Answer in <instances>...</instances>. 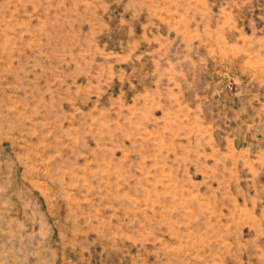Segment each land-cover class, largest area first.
Instances as JSON below:
<instances>
[{
  "label": "rangeland",
  "instance_id": "obj_1",
  "mask_svg": "<svg viewBox=\"0 0 264 264\" xmlns=\"http://www.w3.org/2000/svg\"><path fill=\"white\" fill-rule=\"evenodd\" d=\"M258 56L264 0H0V264H264Z\"/></svg>",
  "mask_w": 264,
  "mask_h": 264
},
{
  "label": "crops",
  "instance_id": "obj_2",
  "mask_svg": "<svg viewBox=\"0 0 264 264\" xmlns=\"http://www.w3.org/2000/svg\"><path fill=\"white\" fill-rule=\"evenodd\" d=\"M252 63L253 68L250 70L251 85L250 87L246 84L242 86L241 94L235 99L236 104L230 107V114L239 120L246 121L248 134H253V130L258 129L257 133L264 136V57L258 56ZM254 160L257 161V165L262 170L264 167V148H258ZM251 184V191L247 190V199L252 200L250 205L253 208L260 207V211L264 213V208L258 205V201L264 202V174L257 170L255 164H253Z\"/></svg>",
  "mask_w": 264,
  "mask_h": 264
}]
</instances>
